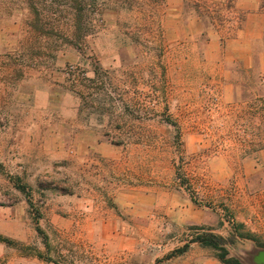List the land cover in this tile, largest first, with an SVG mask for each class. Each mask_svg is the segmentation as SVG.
<instances>
[{
  "label": "rangeland",
  "instance_id": "obj_1",
  "mask_svg": "<svg viewBox=\"0 0 264 264\" xmlns=\"http://www.w3.org/2000/svg\"><path fill=\"white\" fill-rule=\"evenodd\" d=\"M9 1L38 20L60 59L76 55L58 70L53 58L46 66L80 101L88 125L100 133L94 141L118 151L110 157L70 153L82 160L45 161L44 169L10 163L9 154H0V228L10 230L0 235L6 240L0 241V264H224L218 250L203 244L212 238L223 240L227 260L235 259L229 247L242 234L234 231L232 204L205 190L210 158L221 153L227 136L228 126L218 118L222 96L197 85V50L182 61L165 16L173 2L190 42L201 47L210 33L223 43L237 37L248 17L264 18V0H83L81 20L70 0ZM110 27L113 32L103 33ZM182 79L192 84L184 86ZM256 82L263 86L256 91L262 94L254 100L257 107L264 100L263 75ZM244 91L238 90L240 100ZM234 125L243 144L259 133L253 121ZM109 167L122 174V185L136 189V197H156L157 211L132 212L124 198L118 212H88L83 223L79 212L90 209V200L101 209L97 199ZM168 198L188 200L201 224L181 226L164 212Z\"/></svg>",
  "mask_w": 264,
  "mask_h": 264
},
{
  "label": "crops",
  "instance_id": "obj_2",
  "mask_svg": "<svg viewBox=\"0 0 264 264\" xmlns=\"http://www.w3.org/2000/svg\"><path fill=\"white\" fill-rule=\"evenodd\" d=\"M23 7L15 6L9 0H0V154H9L10 163H21L36 169H44L45 161L82 160L70 156V153L96 152L110 157L109 152L116 153L118 150L94 141L93 137L100 136V133L88 125L90 120L83 112L80 101L46 66L52 65L50 59L53 58L52 66L60 68L67 58L72 59L76 55L70 53L66 59H60L59 54L49 46L51 40L46 39L38 20L32 22L33 18ZM169 7L170 11L165 16L166 29L177 37L176 53L182 56L184 62L186 56V61L189 60L190 50H197L192 58H197L202 65L195 68L196 84L203 89L214 87L220 92L222 104L218 118L228 126L224 131L227 136L221 153L210 158L205 190L214 199L227 200L232 204L234 231L242 235H236L230 244L231 254L245 264H263L264 100L259 101L257 107L254 100L262 95L256 92L257 88L263 89L262 85L258 87L256 78L260 74L264 77V18L259 13L248 17L237 37L223 43L210 33L209 40L201 43L203 46L200 47L199 43L190 42L187 30L180 24V9L173 2L169 3ZM253 21L256 24L251 23ZM111 31L114 29L110 27L103 33ZM202 47L204 51L200 53L198 49ZM183 65L180 69L185 73ZM180 82L184 86L192 84L189 80L182 79ZM238 90H246V96L241 100ZM240 104L244 112L238 113ZM257 111V117L248 120L252 112L256 114ZM241 120L253 121L259 126L256 138L244 140V144L238 141L234 125ZM105 170L102 181L106 190L101 201L97 199L101 202V209L98 210L99 207L90 200V209L79 212L84 214L83 223L90 219L88 212H118V205L123 203L124 198L132 202L129 205L132 212L157 211L156 197H136L135 188L122 185V174L116 167ZM231 184H234V191L229 190ZM163 209L170 217L177 216L181 226L201 224L200 212H190L193 207L186 199L173 201L168 198ZM57 217L61 220L60 215ZM8 223H13V216H9ZM224 227H227L226 223ZM3 234L10 235V230L0 228V235ZM28 257V254L24 255V258Z\"/></svg>",
  "mask_w": 264,
  "mask_h": 264
},
{
  "label": "trees",
  "instance_id": "obj_3",
  "mask_svg": "<svg viewBox=\"0 0 264 264\" xmlns=\"http://www.w3.org/2000/svg\"><path fill=\"white\" fill-rule=\"evenodd\" d=\"M72 2V10L74 13L78 16V18L81 20L84 17V8L85 4H82L83 0H70ZM153 3L158 2L159 0H150ZM0 241H6L4 238L0 236ZM222 239H216L212 238L209 240H204L203 244L206 246H210L215 248L216 250L219 251V259L224 263V264H241V262L238 259H232V260H227L226 255L227 251L222 248ZM221 251V252H220Z\"/></svg>",
  "mask_w": 264,
  "mask_h": 264
},
{
  "label": "built area",
  "instance_id": "obj_4",
  "mask_svg": "<svg viewBox=\"0 0 264 264\" xmlns=\"http://www.w3.org/2000/svg\"><path fill=\"white\" fill-rule=\"evenodd\" d=\"M224 215H225V214H224ZM231 222H232V221H231ZM231 222H230V221H228L227 223H228V224H231Z\"/></svg>",
  "mask_w": 264,
  "mask_h": 264
}]
</instances>
